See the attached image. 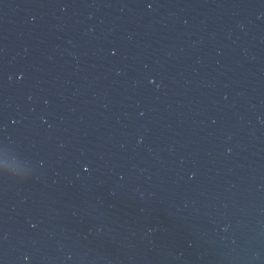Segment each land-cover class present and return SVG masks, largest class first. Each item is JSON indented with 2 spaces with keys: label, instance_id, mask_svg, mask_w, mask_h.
I'll return each instance as SVG.
<instances>
[{
  "label": "water",
  "instance_id": "1",
  "mask_svg": "<svg viewBox=\"0 0 264 264\" xmlns=\"http://www.w3.org/2000/svg\"><path fill=\"white\" fill-rule=\"evenodd\" d=\"M0 264H264V0H0Z\"/></svg>",
  "mask_w": 264,
  "mask_h": 264
}]
</instances>
